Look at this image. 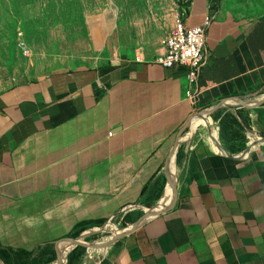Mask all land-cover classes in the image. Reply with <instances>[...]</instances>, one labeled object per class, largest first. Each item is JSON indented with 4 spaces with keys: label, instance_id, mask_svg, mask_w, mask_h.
Listing matches in <instances>:
<instances>
[{
    "label": "crops",
    "instance_id": "1",
    "mask_svg": "<svg viewBox=\"0 0 264 264\" xmlns=\"http://www.w3.org/2000/svg\"><path fill=\"white\" fill-rule=\"evenodd\" d=\"M231 5L178 0L128 41L96 12L32 79L0 80V247L58 243L62 264L77 247L64 239L84 243L82 264H264V15ZM176 7L207 23L192 98L184 67L154 62Z\"/></svg>",
    "mask_w": 264,
    "mask_h": 264
},
{
    "label": "rangeland",
    "instance_id": "2",
    "mask_svg": "<svg viewBox=\"0 0 264 264\" xmlns=\"http://www.w3.org/2000/svg\"><path fill=\"white\" fill-rule=\"evenodd\" d=\"M177 1L0 0V80L32 79L47 47L85 38L86 22L96 16V12L110 11L114 29L128 41L144 33L154 19L164 28V16H168L169 8ZM229 2H232L234 15L244 18L264 15V0ZM64 259L65 256L62 262ZM56 262L57 254L52 264Z\"/></svg>",
    "mask_w": 264,
    "mask_h": 264
},
{
    "label": "built area",
    "instance_id": "3",
    "mask_svg": "<svg viewBox=\"0 0 264 264\" xmlns=\"http://www.w3.org/2000/svg\"><path fill=\"white\" fill-rule=\"evenodd\" d=\"M173 27L162 41L164 54L155 59V63L164 69L184 67L186 73L185 96L192 98V89L198 73L205 63V31L207 23L199 26H187L184 13L179 7L173 10ZM140 58L135 57L139 62Z\"/></svg>",
    "mask_w": 264,
    "mask_h": 264
},
{
    "label": "trees",
    "instance_id": "4",
    "mask_svg": "<svg viewBox=\"0 0 264 264\" xmlns=\"http://www.w3.org/2000/svg\"><path fill=\"white\" fill-rule=\"evenodd\" d=\"M102 222L94 223L96 226L102 225ZM89 224L81 225L82 228ZM91 227V225H89ZM88 226V227H89ZM70 238V237H69ZM74 239L76 237H73ZM77 250L79 252L78 259L72 260L70 258V254ZM67 251V248H63L60 251H57L58 257L62 259V255ZM67 255L66 263L65 264H82V257L84 255V249L82 247H75ZM56 258V251L54 249V244H48L40 246L33 251H25L22 249H10V248H3L0 247V261L2 264H52L54 259ZM88 264H92V262H86Z\"/></svg>",
    "mask_w": 264,
    "mask_h": 264
},
{
    "label": "water",
    "instance_id": "5",
    "mask_svg": "<svg viewBox=\"0 0 264 264\" xmlns=\"http://www.w3.org/2000/svg\"><path fill=\"white\" fill-rule=\"evenodd\" d=\"M177 144H178V143H176V145H175L173 151L171 152L170 157H172V156L174 155V152H175V149H176V147H177ZM157 214H158V213H152V214H150V215L153 216V215H157ZM138 223H139V222H138ZM138 223H136L135 225H133V226L131 227V229H133L134 227H136ZM122 236H123V234H119V235H118V237H122ZM64 240H67V241L72 242V246H84V243H82V242H80V241H78V240H72V239H64ZM57 244H58V243H56V249H55L56 254H57V262H56V264H62V260L58 257V253H57ZM98 246H99V245H98ZM0 264H2L1 261H0Z\"/></svg>",
    "mask_w": 264,
    "mask_h": 264
}]
</instances>
